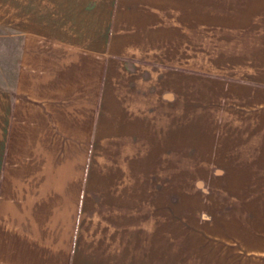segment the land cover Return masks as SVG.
Instances as JSON below:
<instances>
[{
    "label": "crops",
    "instance_id": "0c3cea01",
    "mask_svg": "<svg viewBox=\"0 0 264 264\" xmlns=\"http://www.w3.org/2000/svg\"><path fill=\"white\" fill-rule=\"evenodd\" d=\"M197 1L2 3L0 264H164L165 155L179 151ZM236 23L210 156L220 199L188 264H264V22Z\"/></svg>",
    "mask_w": 264,
    "mask_h": 264
},
{
    "label": "rangeland",
    "instance_id": "374dc122",
    "mask_svg": "<svg viewBox=\"0 0 264 264\" xmlns=\"http://www.w3.org/2000/svg\"><path fill=\"white\" fill-rule=\"evenodd\" d=\"M3 2L12 5L11 0H0V6ZM51 3L56 5L55 0ZM197 12L196 66L190 72L182 71L176 105L180 110L179 151L166 150L165 155L164 264H188L190 255L204 254L203 239L194 247L193 236L203 233L207 201L215 205L220 199V168L211 166L210 156L219 154L226 117L223 85L235 79L236 22L238 17L245 18L246 25L264 22V0H198ZM13 31V23L0 24V32ZM4 41L12 46V40Z\"/></svg>",
    "mask_w": 264,
    "mask_h": 264
}]
</instances>
